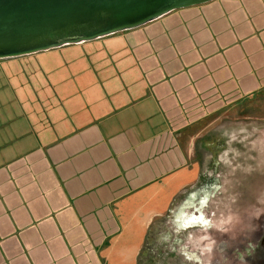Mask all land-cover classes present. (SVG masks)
<instances>
[{
	"label": "crops",
	"instance_id": "0c3cea01",
	"mask_svg": "<svg viewBox=\"0 0 264 264\" xmlns=\"http://www.w3.org/2000/svg\"><path fill=\"white\" fill-rule=\"evenodd\" d=\"M256 60L264 0L0 59V264H141L155 218L215 189L194 136Z\"/></svg>",
	"mask_w": 264,
	"mask_h": 264
},
{
	"label": "clouds",
	"instance_id": "9594fccd",
	"mask_svg": "<svg viewBox=\"0 0 264 264\" xmlns=\"http://www.w3.org/2000/svg\"><path fill=\"white\" fill-rule=\"evenodd\" d=\"M218 139L223 140L221 150L212 160L211 154L206 156L214 168L223 167L224 175L232 177L228 187L214 180L215 189H209V195L200 200L201 206H207L216 192L221 190L229 193L230 203L227 213H221L217 220L206 216L202 208L191 202L178 205L173 215L169 210L171 228L157 236V242L168 244L169 251L182 256L186 264H251L260 248V240L256 233L264 228L261 217H264V186L256 189L255 203L252 206L247 222L245 223L236 208L244 198L242 190L244 180L255 176H264V129L255 124L239 122L235 125L222 127L217 130ZM235 206V207H233ZM193 208V211H188ZM197 228L202 235L196 236L188 231ZM215 230L227 237L226 242L218 241L207 230ZM185 232L186 235H182ZM235 233V235H234ZM189 243L192 247L189 248Z\"/></svg>",
	"mask_w": 264,
	"mask_h": 264
},
{
	"label": "water",
	"instance_id": "95a60500",
	"mask_svg": "<svg viewBox=\"0 0 264 264\" xmlns=\"http://www.w3.org/2000/svg\"><path fill=\"white\" fill-rule=\"evenodd\" d=\"M211 0H0V59L94 40Z\"/></svg>",
	"mask_w": 264,
	"mask_h": 264
},
{
	"label": "rangeland",
	"instance_id": "374dc122",
	"mask_svg": "<svg viewBox=\"0 0 264 264\" xmlns=\"http://www.w3.org/2000/svg\"><path fill=\"white\" fill-rule=\"evenodd\" d=\"M196 15L208 13L207 10H201L196 12ZM210 26V25H209ZM211 30V29H210ZM255 50L259 51V46L255 47ZM255 66L257 67L256 75L264 77V61H255ZM247 71H244V73ZM264 79L257 78L255 80L256 84L260 83L257 89L252 92L243 94L242 92L234 95L236 97H226L224 96L223 107L221 110L213 114H208L207 117L200 123L203 126L194 136L193 140V159L201 164V172L216 175L219 183L224 185L225 188L228 187V181L232 177L224 175L225 169L223 167L214 168L210 160H206V156L211 154V159L214 160L216 154L221 150L223 146V140L218 139L219 132L218 129L222 127H228L235 125L239 122H244L246 124H255L264 129ZM237 94V93H236ZM205 122V124H204ZM260 186H264V176H255L248 178L243 182L242 190L245 193L244 198L240 201L239 205L236 206L243 221L246 223L255 203L254 194L256 189ZM208 193L207 195H209ZM199 200L191 201L192 204H196ZM230 203L229 193L226 191L216 192L214 197L209 201L207 206H202V211L206 216L211 217L212 212H215V217L213 220H217L221 213H227V208ZM201 206V205H198ZM235 207V206H233ZM175 207L173 210V215L175 214ZM188 211H193V208H188ZM264 217H261V222ZM170 217L169 212L157 216L152 223L151 229L149 230L147 239L145 241V246L143 249V254L141 257V264H186L182 256L177 255L173 251H169V245L158 243L157 236L161 235L165 231L170 230ZM188 231L193 232L196 236L202 235L199 229L193 227ZM212 234L218 241L226 242L227 237L222 236L218 233L215 228H208L207 230ZM182 235H186L182 232ZM235 235V233H234ZM189 248L193 245L189 243ZM216 264V261H213Z\"/></svg>",
	"mask_w": 264,
	"mask_h": 264
},
{
	"label": "flooded vegetation",
	"instance_id": "af4514ba",
	"mask_svg": "<svg viewBox=\"0 0 264 264\" xmlns=\"http://www.w3.org/2000/svg\"><path fill=\"white\" fill-rule=\"evenodd\" d=\"M261 224H264V219ZM256 239H259L261 243L255 258L251 260V264H264V228L256 233Z\"/></svg>",
	"mask_w": 264,
	"mask_h": 264
}]
</instances>
